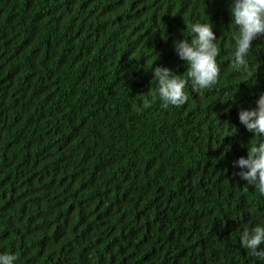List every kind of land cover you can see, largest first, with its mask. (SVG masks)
<instances>
[{
  "label": "trees",
  "instance_id": "1",
  "mask_svg": "<svg viewBox=\"0 0 264 264\" xmlns=\"http://www.w3.org/2000/svg\"><path fill=\"white\" fill-rule=\"evenodd\" d=\"M231 3L0 0V253L16 264H264L239 243L264 222V196L233 166L255 139L238 112L264 92V36L248 68H232ZM195 21L217 37L218 82L163 108L153 70L184 74L174 41Z\"/></svg>",
  "mask_w": 264,
  "mask_h": 264
},
{
  "label": "clouds",
  "instance_id": "2",
  "mask_svg": "<svg viewBox=\"0 0 264 264\" xmlns=\"http://www.w3.org/2000/svg\"><path fill=\"white\" fill-rule=\"evenodd\" d=\"M230 12L234 26L231 66L237 72H243L248 68L252 42L264 36V0H232ZM188 31L190 40L174 41L178 58L187 65L184 74L175 75L171 69L162 66L153 70L156 85L149 94L153 100L158 98L163 108L184 105L188 101L186 86H190L193 92H201L215 86L220 76L217 37L212 25L195 21L188 26ZM255 103L254 109H241L238 112L239 122L254 134L255 139L248 146L247 157L236 159L233 166L240 169L236 173L240 179L264 196V92L259 94ZM239 243L250 255L264 257V247H261L264 245V222L243 228ZM16 261V255L0 253V264H16Z\"/></svg>",
  "mask_w": 264,
  "mask_h": 264
},
{
  "label": "bare ground",
  "instance_id": "3",
  "mask_svg": "<svg viewBox=\"0 0 264 264\" xmlns=\"http://www.w3.org/2000/svg\"><path fill=\"white\" fill-rule=\"evenodd\" d=\"M168 5V4H167ZM151 9V8H150ZM88 11V10H87ZM152 11V10H151ZM113 14V13H112ZM98 21V20H97ZM80 39V38H79ZM35 44V43H34ZM118 52V51H117ZM69 55V54H68ZM83 59V58H82ZM46 72V71H45ZM145 76V75H144ZM54 87V86H53ZM55 88V87H54ZM85 89V88H84ZM66 93V92H65ZM61 94V93H60ZM17 97V96H16ZM21 100V99H20ZM23 102V101H22ZM113 107V106H112ZM88 118V117H87ZM134 136V135H133ZM146 151V150H145ZM50 181V180H49ZM35 200V199H34ZM127 228V227H126ZM116 230V229H115ZM114 232V231H113ZM78 245V244H77ZM100 250V249H99ZM176 254V253H175Z\"/></svg>",
  "mask_w": 264,
  "mask_h": 264
}]
</instances>
